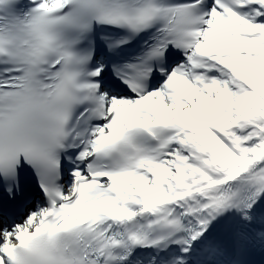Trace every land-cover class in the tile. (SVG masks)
<instances>
[{"label":"snow or ice","instance_id":"1","mask_svg":"<svg viewBox=\"0 0 264 264\" xmlns=\"http://www.w3.org/2000/svg\"><path fill=\"white\" fill-rule=\"evenodd\" d=\"M0 264H264V0H0Z\"/></svg>","mask_w":264,"mask_h":264}]
</instances>
